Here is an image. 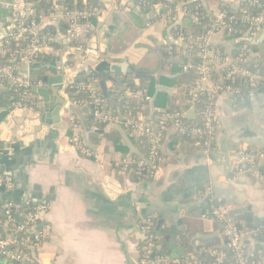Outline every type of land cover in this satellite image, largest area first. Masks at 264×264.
Masks as SVG:
<instances>
[{"label":"crops","instance_id":"crops-1","mask_svg":"<svg viewBox=\"0 0 264 264\" xmlns=\"http://www.w3.org/2000/svg\"><path fill=\"white\" fill-rule=\"evenodd\" d=\"M7 1L0 0V23L6 30L15 22L3 9ZM99 1L104 6L102 13L85 28L82 46L62 41L46 52L47 76L63 74L65 78L59 91L49 87L56 100L44 104L34 94L35 109H22L0 81V168L15 182L14 190L0 191V215L7 201L15 204L21 216L28 201L48 206L38 223L39 240L25 250L30 264H144L139 228L147 220L157 226L160 220L165 221L163 241L164 231L173 225L180 227L178 246L185 251L184 238L194 246L215 238L224 244L222 225L202 219L201 206L208 197L234 210L244 209L246 212L234 219L238 223L264 221V178L252 179L235 172L240 150L253 147L264 151V86L253 94L243 83L242 98L223 97L218 101L222 128L210 158L203 157L195 145L169 139L163 148L161 170L156 177L140 183L125 171L123 162L142 155L141 143L116 125L112 127L118 130L112 134L107 131L111 127L99 130L87 126L84 109L74 105L64 87L66 81L76 80L84 72H102L107 89L115 91L117 85L109 77L117 81L122 76L135 77L111 71L113 65L127 61L136 71L152 69L151 73H160L156 100L159 93H167L157 91L160 85L174 90L167 93L171 99L183 97L181 88L161 83L162 78H177L170 73L171 59L165 60L160 54L172 39L169 23L161 18L162 10L144 12L137 6L138 0ZM191 1L201 2L211 14L229 4L224 0ZM213 40L224 52H233L234 44L225 36L216 35ZM135 45L148 47L158 55L161 68L147 70L134 62L129 52ZM254 57L264 64V34L254 37ZM165 104L160 103L156 109L164 110ZM58 106L61 109L55 115ZM143 116L146 121L151 117ZM0 227L8 231L5 222L0 221ZM0 264L9 263L0 256Z\"/></svg>","mask_w":264,"mask_h":264},{"label":"built area","instance_id":"built-area-1","mask_svg":"<svg viewBox=\"0 0 264 264\" xmlns=\"http://www.w3.org/2000/svg\"><path fill=\"white\" fill-rule=\"evenodd\" d=\"M53 11L46 16L39 14L36 10L35 3L32 0H9L3 3V9L11 14V18L15 21L12 27L5 31V37L0 45V57H8L10 60L33 68L38 63V58L47 50L53 49L58 41L57 35L46 32L45 23L53 20L65 21L67 29L64 33L71 42H79L84 39V33L90 24L83 23L93 17L99 18L102 10H92L91 8L83 10H67L61 3L65 0H52ZM88 0H85L87 3ZM157 6L161 7L164 18L172 29L178 24L177 20L181 17L190 15L184 2L177 0H157ZM250 1L259 4V0H228L226 6L231 10H239L243 3ZM186 3L188 1L186 0ZM147 0H138L137 6L149 5ZM155 6V7H157ZM199 15V16H198ZM197 16V17H196ZM194 16L196 21L199 19H209L210 24L206 27L205 33L198 39L199 51L197 58L201 60L199 65L188 64L184 71L189 72L195 70L198 79L192 84L187 91L185 98L192 106L191 111L197 100L205 98V108L202 112V124L189 126L186 123L188 111L166 112L160 111L159 117L156 118L155 124L147 121L143 114L138 116H126L124 129L132 132L136 136H144L150 145V153L142 156L137 161H128L125 164V171L131 163L137 164L138 175L148 173L150 177H156L161 170L164 162V146L170 139V135L177 134L179 136L188 137L195 142V146L200 148L202 156L210 158L213 152L214 142L222 128V123L218 114V101L223 97L242 98L244 96L245 83L250 93H256L264 86V73L258 69H254V37L264 34V11L259 15H247L243 18L248 24V28L240 30L235 28L239 17L223 10L217 14H211L208 11H198ZM216 35L223 37H231L238 35L237 40L230 41L234 44L233 52H221L214 44L213 38ZM184 37L180 36L177 40L173 37L172 42L183 41ZM244 40L241 46L235 47V42ZM13 44L14 48L9 47ZM169 43V44H170ZM168 44V45H169ZM20 66L4 64L0 62V81L3 85L9 86L14 92V97L18 101L17 104L22 109L34 110L36 103L34 102L33 88L43 86V83L32 85L29 79H24L18 75ZM219 79H216V78ZM95 80L91 79L86 83H77L76 80L66 81L65 89L74 90V93L86 91L93 100L94 119L107 127L119 126V118L114 116L112 112L104 111L105 101L94 87ZM124 96L136 101L137 103L151 102L153 97L146 90L124 89ZM74 105L81 104L75 102ZM87 105L84 104V107ZM197 117H194L195 119ZM81 150L87 155H91L90 150L81 147ZM238 164L235 167L237 175H244L249 178H264V151L242 149L236 154ZM14 179L2 172L0 168V191L10 192L14 190ZM210 214H203V220H212L222 225V235L224 238V246L233 256V264H264V258H253L251 255V243L264 231V226L253 229L229 218V213L234 209L230 205L217 204L210 200ZM5 223L13 225V235L4 239H0V256L6 259L9 264H30V255H27V249L33 246L34 241H38L41 234L36 231L42 215L47 212V204L32 205L30 201L25 203L23 212V221L18 218L16 206L13 202L7 201L2 206ZM19 216L20 213H19ZM143 237V263L144 264H225L229 261V255L220 246L207 247L200 245L196 254L187 258H173L172 255L166 253H157L156 248L163 241V236L156 232V223L152 220L145 221L139 228ZM28 234L24 240L15 237V233ZM199 255L207 257L205 260L199 259Z\"/></svg>","mask_w":264,"mask_h":264},{"label":"trees","instance_id":"trees-1","mask_svg":"<svg viewBox=\"0 0 264 264\" xmlns=\"http://www.w3.org/2000/svg\"><path fill=\"white\" fill-rule=\"evenodd\" d=\"M178 2L181 0H177ZM188 3H186V0H182L184 2V7L188 9L190 15L183 17L181 20V24L177 25L176 27H173L171 29V36L173 37L174 40H177L180 36L184 37L183 40V46H179L176 44V42H172L167 46H164L163 48L160 49V54L163 56V59L168 60V59H174V58H179V61L176 63H171L170 67V73L173 75H176V79H167V78H162L161 83L165 86L168 87H179L182 89L183 97L182 99H171V97L167 93H159L158 99L153 102H145V103H137L136 101H133L127 97L124 96V89L130 88L132 90H146L150 96L154 98V95L156 93V87H157V80L156 79H141L137 80L136 77H129V76H122L119 80L120 84L116 86L115 91H111L107 89L106 87V82L107 78L105 75H103L102 72L100 71H95L91 70L90 72H84L81 73L77 76L76 82L77 83H86L90 81L91 79L95 80L94 87L96 90H98V93L101 95V97L105 101V108L104 111L106 112H112V114L116 117H118L119 120V126L122 130L126 131L128 135L138 142L141 143L142 149H141V154L138 155H133L130 157L129 160H126L123 162V167L125 168V164L128 161H137L139 160L142 156H147V154L150 153V145L147 142L146 137L144 136H136L130 131H127L124 129V124H125V119L124 117L126 116H138L139 114H143L146 116H151L152 120H149L148 122L151 124H155L156 118L159 117V110L156 109V107L160 106V103L164 102L167 104L164 110L166 112H175V111H189L190 108L192 107L188 103V98H185V95L189 88L192 86V84L195 82L196 79H198V74L195 72V70H191L189 72H185L184 68L188 64H194V65H199L201 63V60L197 58V54L199 51V42L198 39L205 33L206 27L211 23L209 19H199V21H196L194 19V16L197 15L198 11L201 12H206L207 10L205 7L202 5L201 2L199 1H191L187 0ZM32 2L35 3L36 10L39 14L43 15H50L53 11V1L52 0H32ZM147 2H150L149 5L142 6V10L144 12H148L150 9L154 10L155 6H157L158 1L157 0H147ZM138 3V2H137ZM61 5L66 8L67 10H83L87 8H91L92 10H102L103 9V3L99 0H88L87 3L84 2V0H65ZM223 10L228 11L230 14H234L239 17V21L236 25L235 28L240 29V30H245L248 28V24H246L243 20V18L247 15H259L264 11V0H259V4L252 3L250 1H247L242 4L241 8L239 10H231L229 7L224 6ZM162 13L164 11L162 10ZM10 14V13H9ZM199 16V15H198ZM197 17V16H196ZM97 20V17H93L89 19L88 21H82L83 23L87 24H94ZM67 29V24L65 21H59V30L61 33H64ZM46 32H50L52 34L57 35V30L55 27L52 26H47L44 29ZM90 30V29H89ZM239 36L238 35H233L231 37H225L227 40L232 41V40H237ZM244 41L237 43L235 42V47L241 46ZM62 44V43H60ZM59 44H55L54 47H57ZM72 45L75 47H80L82 46L79 42H72ZM9 47L12 49L14 48L13 44H9ZM221 48V47H220ZM220 48L217 47L218 50ZM222 49V48H221ZM221 51V50H220ZM221 52H224V49H222ZM46 52L41 54L38 58V62H42V64L37 63L34 67L33 70L30 74L29 81L30 83L34 86L39 83H47L49 77L47 76V69L45 68V63L46 62ZM254 61V69H258L261 72L264 73V64L260 63L258 58H252ZM0 62L4 64H11L15 66H19L18 63L10 60L8 57L1 58L0 57ZM44 65V67H43ZM216 79H219L218 77ZM138 81V82H137ZM9 88V92L14 95V92L10 89L9 86H6ZM261 90V89H260ZM74 90H68V93L70 94V98L74 101L77 102L80 105V108L84 109L85 112V119H86V124L89 128H98L99 130H105L106 125H103L99 122H97L94 119V106H93V100L90 98L88 92L86 91H81L79 93H74ZM120 99H123L120 101ZM205 103L206 100L205 98L200 97L196 104L193 106L194 109L189 114L187 115L188 120H186V123L189 126H194V125H200L202 124V112L205 108ZM84 104L87 106L84 107ZM151 114V115H150ZM194 117H197L193 119ZM118 129L116 128H107V131L112 133H116ZM112 131V132H111ZM170 139L174 142H180L182 141L183 143H188L195 145L196 141H193L192 139L188 137H183L179 136L177 134L170 135ZM249 151L256 150L253 147L248 148ZM262 151V150H261ZM122 165V164H121ZM128 172L133 176V179L135 182L140 183L143 181L145 178L149 179L151 178L148 173H145V175H138L137 171V164L136 163H131L128 167ZM212 198H205L204 203L201 206V213L202 214H210V200ZM217 204H224L221 201L218 202L216 198L212 199ZM35 205V204H32ZM20 220L23 221V216H19ZM0 221L5 222L6 218L4 216V213L0 215ZM154 222V221H153ZM155 223V222H154ZM246 226L251 227L253 229H257L260 227L264 226V221H260L257 223H254L252 220H246ZM13 225L9 224L8 225V231L5 232L0 227V239L7 238L9 236L13 235ZM40 229L38 226L36 227V231H39ZM158 234H163L161 231H157ZM15 237H18L20 240L26 239L28 237V234L26 232L24 233H15ZM182 247L185 248L188 251V255L183 256V258L190 257L191 255L196 254V251L200 245H205L207 247H213V246H220L222 247L227 254L229 255V261L226 262L225 264H233V256L230 253L229 250L226 249L224 246L223 242L220 241V239L215 238V239H208V240H203L201 244L198 246H194L193 243H190L186 238L182 239ZM165 243L164 241H162ZM251 253L253 258H258V257H263L264 258V231L261 232L258 237L251 243ZM254 249V250H253ZM157 253H166L171 255V253L168 252V247L162 248L161 244L156 248ZM201 260H205L207 257L199 255L198 257Z\"/></svg>","mask_w":264,"mask_h":264},{"label":"water","instance_id":"water-1","mask_svg":"<svg viewBox=\"0 0 264 264\" xmlns=\"http://www.w3.org/2000/svg\"><path fill=\"white\" fill-rule=\"evenodd\" d=\"M225 3H228V0H224ZM159 9H161L160 6H157L154 8V10L159 11ZM155 14V13H154ZM153 15V14H152ZM59 21L60 20H53V21H49L47 23H45L44 28H46L47 26H52L55 27L57 30V38L59 42H62L65 45H69L71 42L67 39V37L62 34L59 30ZM5 24L4 23H0V45L2 40L5 37ZM244 40H238L236 41L237 43H240ZM170 43V42H168ZM177 45L179 46H183V41H178L176 42ZM48 51H52V49L47 50ZM179 61V58H174L169 60L168 62L170 63H176ZM125 64L123 65H113L111 67V71L114 73H121L123 75H133L137 78V80H141V79H158L160 76V73L156 74V73H151V72H142V71H136V69L132 66H128L127 61L124 62ZM20 71L18 72V75L23 77L24 79H29L30 74L33 70V68H29L27 65L24 64H20ZM109 79L111 81H113L116 85H119V81L109 77ZM65 81L64 75L63 74H59L53 77H49L48 82L43 84V86L41 87H35L33 88V93L35 95H38L39 97L42 98L44 104H48L50 101H54L56 99H54L51 95V92L49 90V87H57L58 91L61 87V85L63 84V82ZM159 82V80H158ZM157 91H165L169 94H173L174 90L170 89V88H166V87H162L161 85L158 86ZM157 98V94L155 95V97L153 98V102L154 100H156ZM182 99V98H180ZM120 101H122V99H120ZM41 106L43 107V105H38L39 108H41ZM46 108V106H45ZM47 109V108H46ZM61 107L58 106L55 110V115L58 113V111H60ZM2 171H4V168L1 169ZM246 211L244 209H237V210H233L232 212L229 213V218L231 220H234L236 216L238 215H243ZM164 220H160L158 222V226L156 227L157 231H161L162 230V226L164 225ZM182 231V229L176 225L171 226L168 230L164 231V241L165 243L161 242V247L162 248H166V246L168 247V252L171 253L173 258H180L183 256L188 255V252L179 248L178 246V240H177V235L178 233ZM253 248V247H252ZM254 250V249H253ZM6 263H9L6 260Z\"/></svg>","mask_w":264,"mask_h":264},{"label":"rangeland","instance_id":"rangeland-1","mask_svg":"<svg viewBox=\"0 0 264 264\" xmlns=\"http://www.w3.org/2000/svg\"><path fill=\"white\" fill-rule=\"evenodd\" d=\"M146 39H148V37ZM133 51H138V53L133 54ZM129 55L132 57V60L134 62H138L139 65H141L143 68H146L147 70H149L150 68H156V69L161 68V60L159 59V56L154 55L152 50H150L148 47L135 45L133 48L131 47V51L129 52ZM149 71L153 72L152 69Z\"/></svg>","mask_w":264,"mask_h":264}]
</instances>
